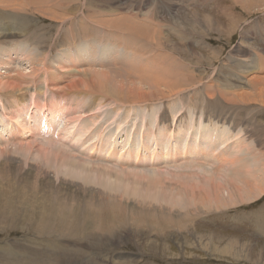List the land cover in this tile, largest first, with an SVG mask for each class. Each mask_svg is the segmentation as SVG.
<instances>
[{
  "label": "rangeland",
  "instance_id": "374dc122",
  "mask_svg": "<svg viewBox=\"0 0 264 264\" xmlns=\"http://www.w3.org/2000/svg\"><path fill=\"white\" fill-rule=\"evenodd\" d=\"M48 1L43 3L42 6H45L46 8L48 7L49 12L40 11L39 13V10L37 11V9H41L42 7L39 8L38 4L35 3V0H0V83H5L7 81L14 83L16 78L20 80L19 83H17L19 87H16L15 83L12 88H0V128L4 132L2 135L3 138L0 140H4V142H6L4 147H0L2 150H0V174H2L0 175V187L1 189L3 188L2 191H0V264H18L19 262V264H32L31 259L40 261L38 259L42 258L43 261H49V264H65L63 258L59 256L61 251L58 253L59 255H56L57 252H51L48 246L43 243V237L40 238L39 235L31 232L37 227L39 222V217H33L30 213L31 211L45 210V214L55 215L59 213L61 209H63V207L60 205V201L64 200L68 202L69 206H71L72 210L69 208V206L68 210L71 212H76L79 216V209L81 207L79 203L82 202L81 204H83V199L81 196L85 195L84 192L88 191L89 188H92L93 186L96 187V189H93L111 196L112 202L114 204H116L115 202H118V205H121L123 209L125 208L124 201L128 195L124 192L126 190L124 181L125 178L121 174V172L125 174L123 171L125 170V165L123 164L125 161L121 162L122 164L119 162V165L118 162L112 161L111 163V161H108L109 158L106 159V161H103L105 160L104 156L102 157L104 159H102L100 156L96 157L93 155L94 150L92 151V145L98 142L100 137L101 140L106 139V148L116 144L115 147H121L122 149H119V151L125 153L127 151H131L133 148L135 151L137 149L140 152L143 147L153 148V146L157 144L160 145L159 149L164 150V148L169 147L170 142L168 141V138L170 139L173 134L171 132L172 134L169 135V137L167 136L170 129L175 128L176 133L181 136L186 124L198 125L199 123H202V125L204 124V131L208 138V143H205V145L214 146L222 140H225L221 139L223 138V136H221L222 134L226 135L227 133L226 139H228L225 144L226 148L224 151H222L223 154L220 156L219 161L218 158H216L213 161L207 162L209 164V170L208 168L203 167L205 170L214 171L217 169L216 171H218L220 174L217 176H219L222 180H226V182L229 184L232 180L233 183L236 180H239V182L241 181L242 183L243 180V183L247 184V182L253 181L255 177H258L260 168H264V144H262L264 143V100L247 103L242 101V98H238L239 94L235 93H240V91L241 93H254L255 90L250 89V87L253 85L251 83L252 77L259 76L264 78V66L262 67L264 64V0H64V2L63 0H59V2L58 0H55V2L57 1L56 3L52 2L53 0ZM67 2L70 3V5ZM53 3L54 5H52ZM33 4H36L37 6ZM63 5L64 7L66 5L68 6L64 8ZM51 8L52 10L50 12ZM94 8L96 9L94 10ZM44 13L46 15H44ZM120 14H123V18H121L122 16ZM112 17H114V19ZM119 17L121 20H124V17H127L130 19V21L133 20L136 23L138 22L140 25H150L151 30L155 33L153 36H155L159 30L160 32H164V36L161 37L160 42L158 43H152V41L145 38V36H143L144 38H139L137 35H132L133 40L130 38V41H136L135 43L129 42L127 33L125 32L127 39L125 40L129 42L128 45V42L126 43L125 41V47L130 48V50L127 51L129 57L128 60L134 61L133 59H130L134 58V55H136V50H141L142 46L146 45V49H143L144 51H142L141 54L136 55L138 57V61L141 63V66H145L146 58L152 55H148V52L153 53L155 56L157 55L158 51V54H173V57H177L179 60L175 59L177 62L176 67H172L175 70L176 68L183 67L182 71L187 74L186 76L188 78L185 76V74L180 77L179 73L182 74L180 69L179 71L177 70L176 73L175 71L172 72V77H168V74L170 75L171 72L170 67H168V71L165 70L161 72L159 69L158 71L160 74L157 78L159 79L157 80L158 82L163 79L164 81L167 80V86L170 85L169 87L174 85L172 88L173 90L170 89L173 95L168 93V88L165 89L162 87L161 92L166 91L167 93L165 92V96L170 95L169 97L154 99L150 98L146 99L147 101L144 99H137L136 103L138 104H134L135 101H133L132 105L129 103L125 104L123 107H120V102L122 101L116 99V96L106 95L102 90L101 92L97 88L94 81L95 75L92 74L95 72V69L89 68L88 66H86V68L80 67L84 66V64H78L77 62V59L79 58V54L77 52L79 47H81L83 50L84 48H88L86 43H92L95 46H93L92 49L89 48V54L94 55L97 53L94 56H96V59H99V56L102 57L104 54L107 55L105 51H107L111 45H114L120 41L118 33L119 30H113L114 28H110L108 27L110 25L106 24V20L108 21L112 19L114 22L118 19V21L115 23H119ZM80 22L81 25H78L82 26L86 33H94L93 35L92 33H87L88 36L91 35L90 37L93 36V38L90 39V37L84 33L86 35L85 37H88V39L85 37H83L85 41L83 39H70L71 43H69V38L66 37H69L72 33L70 32L72 24L76 25ZM88 23L90 24L88 25ZM105 29L107 32H110V39H112L111 41L108 40L110 45L109 43L107 44V40L104 42L97 41L103 37L105 38V33L102 32V30L105 31ZM151 30H149V33L152 32ZM68 31L69 33H67ZM64 34L66 35L64 36ZM134 36L137 39L134 40ZM5 38L7 39L5 40ZM84 42H86V45H83ZM132 43L135 45H132ZM156 43L160 44L158 48L156 47ZM83 55H85V53ZM7 56L10 57V60L13 59V62H11L12 65L8 64L9 61L7 60ZM85 58L87 59V55ZM68 62L70 64H75V66H70ZM76 63L80 66H78ZM86 64L88 63L86 62ZM159 64L160 63L158 62L157 65ZM151 65L155 66V64ZM98 68L96 69L97 71H109V69H112L113 71H121L120 65L117 66V68L111 66V68L109 67L108 70ZM15 73H22L23 76L22 74L16 75ZM84 73H86L87 76H85ZM175 75H178L180 78ZM19 76H22L23 79ZM130 77L133 78V80L135 78V76ZM166 77L170 79L168 80ZM183 77L185 78L184 81ZM84 78H88V81L91 82V85L96 88V91H98L97 99L96 96H86L87 92L84 91H88L89 89H85L87 87L83 85L79 86V84L83 82ZM188 79L190 80L188 81ZM125 81L128 82V78L125 79ZM144 82L146 83V80H144ZM172 82L174 84H172ZM176 83L177 85H181V89H179L181 92L177 90L178 88H176ZM234 85L240 87L241 90L237 89L239 91L233 92V95L232 92L228 91ZM125 86L127 87L126 84ZM14 89H18V91L14 92ZM77 90L83 92V94L79 96L80 93ZM142 90L144 93L147 90V92H154L156 87H146ZM218 90L220 93H222L221 96ZM223 92L226 94L224 95ZM64 93H66L67 96L66 94L64 96ZM136 98L139 97L136 96ZM93 99L96 101L92 106V108H96L95 111L93 113L89 111L84 113L82 110L86 111L89 109L87 108L88 106L86 107V105L89 103L88 100L91 102ZM76 103L79 104V107L81 108L79 111L77 110V114L74 113L76 110ZM61 104L66 106L71 105L72 108L67 106L69 108L67 109V111H69V115L67 112L66 117L64 113L63 118L58 117V125H56V131L53 133L55 134V138L58 137V126L62 128L65 127L67 123L68 125H71L70 128L73 130H75L78 126L80 129H86L87 127L89 128V126L94 124L93 120L96 119L98 114H101L100 122L106 121L110 124L113 123L111 125L113 128L112 132L107 133L111 139H107L106 133H102L101 135V133H99V129L98 133L100 135H97L95 133L97 132L95 131L97 130V125H92L93 128L90 127L91 130L90 128H87L91 133L87 131V134L82 136L83 139L80 137L79 138L82 141L84 140L83 143L91 141V139L93 140L94 137L97 139L99 138L98 140L94 138L96 142L95 140L91 141L89 143L91 145H88L87 142L86 146L84 147L79 145L80 141L72 142L70 139H67L64 142L68 147V152L70 155L72 154L73 156L77 157V159L79 158L84 160V163H89L90 161L89 164L91 167H95H93L94 169L88 170L90 175H94V173H91L92 171L96 172L98 170V173L101 172L100 174L96 173V176L94 175L96 179L95 177L93 178L91 176L93 180L95 179V184L90 183L89 186L86 185L84 176L87 175L88 172L86 174L83 173L80 177L77 172L79 170L71 164L69 169L71 171H65V168L62 171V166L60 167L61 164L58 166V159L54 158L56 153L51 154L52 157H46L44 152V149L45 151H51L50 149L56 150L57 147H51L45 143V141H38V139L41 137L38 139L37 137L29 138V136H26V134L21 131V128L17 124L13 123L15 122L13 117L20 121V114H25V112L29 109L31 112L34 110L40 113H48V111L45 109H43L42 112L40 111L42 106L44 107V105H47L48 109H52L59 107ZM2 105H4L5 110H3ZM15 107H17V109L15 110L16 113L14 114ZM73 108L74 110H72ZM115 110H118L119 113L117 114V111ZM18 112L20 113L19 116H15ZM217 112L219 114H217ZM120 114L122 115L120 116ZM172 116H177L175 122H178V124H175V127L170 126L169 121H172ZM111 117L114 119H110ZM75 118H79L78 121ZM104 118H106V120ZM118 118H120L121 121ZM116 119H118V122ZM122 120L123 122H126L123 124ZM131 120L136 123L140 120L141 122H138L140 129L139 127L136 128L138 129L137 131L136 129H133V122ZM113 121H115V123ZM144 122L145 124L148 122V125H145ZM110 124L106 126L109 127ZM116 125H119V127H117L118 130L115 127ZM143 125H145L147 128ZM130 127L132 128L131 130H129ZM198 127H200V125H198ZM12 128L14 133L10 132V129ZM256 128H259L260 130H258L260 132ZM192 133L190 136H201L199 131L194 130ZM257 133L259 134V137H256L258 136ZM90 134L94 135L92 136ZM133 134L135 137H133ZM77 135L79 136L80 134ZM144 135L146 136L144 145H141L140 140ZM154 135L157 137L155 138ZM90 136L92 137L90 138ZM213 137L216 139V142L209 143L210 138L213 139ZM87 138H90V140ZM149 138L151 139V142L149 145L147 144L146 147V143L149 142ZM164 138L166 140H164ZM189 139L193 138L190 137ZM34 140L37 142L36 144L33 143ZM163 140L164 143L166 142L165 144L163 143ZM109 141L112 143H108ZM128 141L135 142L136 147L130 143L133 145V148L131 146V149L129 150L130 144L127 143ZM185 142H190V140L188 141L187 139ZM197 142L199 144L198 138ZM32 145L35 146L33 147ZM139 146H142V148ZM106 148L104 150L107 153ZM245 148L248 151H244ZM87 149H90L91 151L89 152ZM234 149L236 151H234ZM236 152L239 154L237 155ZM106 153L103 154L106 155ZM156 153L157 152H154L153 149L147 151L145 154L146 156L150 157L152 154L155 155ZM9 158L13 159L15 162L12 160L8 163L7 161ZM185 162L187 161H182L180 164H183L184 167H186L188 164H184ZM235 162L236 164H239V166L236 165ZM129 165L133 166V163H129ZM234 165L236 166L234 167ZM38 167H41L42 172L40 171V174L38 173ZM193 167L195 168L193 170L196 172L198 167ZM155 168L156 165L154 164V168L149 169L155 170ZM112 170L116 175L119 171H121L119 172V175H122L123 177L114 175ZM138 170V168H134L133 172H130L129 170L127 171H129L128 173L141 174L142 171ZM230 171H232V173ZM67 173H69V175H67ZM102 173L104 176H106H102ZM108 173H110V175ZM193 173L189 174L188 172V175H183V173L181 174L180 172L178 173L180 176H182L180 179L178 178V174L169 176L168 179L170 178L169 181L171 183H163L162 187L166 191H172L174 189V185L177 184L175 186H179L182 191H186L189 187H191V181L185 182L188 180L186 176H190ZM77 176L81 180L78 179ZM118 176L120 178H118ZM1 177L2 179L4 178V181L1 180ZM75 177L77 179H75ZM97 177L100 179H97ZM237 177L240 179H237ZM161 179L162 181H165V178ZM201 179L203 180V177ZM195 181L196 180L193 179L192 184L195 183ZM204 181H206L205 178ZM96 182H98V185ZM7 183H11L15 190L12 188V186H10L11 190H7ZM104 183H106L107 186L104 185ZM183 183L185 185L181 186ZM188 183L189 187L186 186ZM102 184L107 188L103 189L104 186ZM108 186L111 188L109 189L111 191L108 190ZM231 186L233 187L234 185L231 184ZM112 188H114L113 191ZM3 190L5 192H3ZM7 193H10L12 196L8 195ZM110 193H112V195H110ZM113 195L118 201L113 198ZM76 196L78 197L76 198ZM259 196L258 198H255L249 202L244 201L243 203L240 201V205L231 204L228 208L210 210L203 216L200 215L194 219L191 218L192 221L187 222L188 224H184L185 226L183 225L184 227H181L179 230L178 228H173L175 226L174 224L172 227L171 225L168 226L171 228L167 227L168 232L165 238H150L151 242H156L157 240L159 242L158 244H165L167 249L165 253L154 252L151 249L149 251L148 248H143L142 244H144V237L135 236L132 232L131 234L126 233L127 231H125V228L127 226L125 227L124 221L122 223L124 227L122 225H115L116 236L114 238L111 240H104V243L109 246V251L104 249L103 246L105 244L99 245L103 249H100L101 247L99 246H94V250L86 249L87 246L85 245V247L82 248V250H85L83 251V257L81 256V253L78 254L80 257L78 256V261L75 259L76 261L74 260V262H77L76 264H91V261H97L103 264L102 261L104 260L105 264H108V262L111 264L112 260L113 264H264V231L260 229L261 226L259 227V222L257 219V217L260 215H263L264 217V192ZM131 199L132 203L136 205L138 204L136 197H131ZM120 200L121 202L119 203ZM49 205L52 206L50 207ZM56 205L58 207H56ZM91 205L92 207H89L93 209L95 204ZM131 206L132 204L130 203V200H128L126 202V207L129 209ZM5 207L8 211L5 209ZM180 208V210H182L184 206L183 208L182 206ZM128 209H125L124 212L126 213L127 211L126 214L129 216V218L131 216L134 217L132 212L130 215ZM126 214L125 216H127ZM30 216H32V219ZM128 216L126 221L134 224L132 221L133 217L129 219ZM110 218L112 217L110 216ZM98 221L102 222L103 220L98 219ZM105 222H107V220L103 221V223ZM128 228L131 229L132 227ZM128 228L127 230H129ZM180 230L183 231L179 232ZM146 242L147 240H145V243ZM64 243L68 245L66 241ZM210 244L214 245L215 249L223 252V254L221 255L212 253L210 251L212 247ZM207 245H209V247H207ZM204 247H206V249H203ZM73 248L74 247H70V249ZM78 248L80 249V247ZM2 249H4V251H2ZM249 250L251 252L248 255ZM38 252H40V254ZM8 253H11L12 255ZM85 253L88 254L86 255ZM105 253L108 254V256H106ZM46 254L47 256L50 255V257H47ZM105 256L106 258H103ZM53 259H56V262L53 263ZM59 259L63 262H59ZM79 260L81 262H79Z\"/></svg>",
  "mask_w": 264,
  "mask_h": 264
},
{
  "label": "bare ground",
  "instance_id": "6f19581e",
  "mask_svg": "<svg viewBox=\"0 0 264 264\" xmlns=\"http://www.w3.org/2000/svg\"><path fill=\"white\" fill-rule=\"evenodd\" d=\"M48 0H35V3L38 4V7L41 8V9H37V11L40 13V11L42 12H49V8L45 7V6H42L43 3L47 2ZM249 1V0H248ZM3 2V1H2ZM16 2V1H15ZM49 2V1H48ZM52 2H55V0H53ZM57 2V1H56ZM55 2V3H56ZM59 2V0H58ZM64 2V0H63ZM32 3V2H30ZM29 3V4H30ZM41 5H40V4ZM68 3V2H67ZM66 3V4H67ZM70 5V3H68ZM31 5V4H30ZM33 5H36V4H33ZM54 5V3L52 4ZM10 6H11V3H10ZM20 6V5H19ZM37 6V5H36ZM68 6V5H66ZM66 6L63 7L66 8ZM84 6V5H83ZM52 7H55V6H52ZM76 7V6H74ZM87 7V6H86ZM57 8V7H56ZM73 8V7H72ZM92 8V7H91ZM33 9V8H32ZM75 9V8H74ZM83 9V8H82ZM96 8H94L95 10ZM34 10V9H33ZM52 8L50 9V12H51ZM55 10V9H54ZM67 10V9H66ZM65 10V11H66ZM93 10V9H92ZM93 10V11H94ZM75 11V10H73ZM54 12V11H53ZM68 12V11H67ZM122 13V12H121ZM4 14V13H3ZM42 14V13H41ZM44 15H46L44 13ZM53 15V14H51ZM71 15V14H70ZM121 15V14H120ZM119 15V16H120ZM123 15V14H122ZM121 15V16H122ZM7 16V15H6ZM69 16V15H68ZM105 16V15H104ZM116 16V15H115ZM60 17V16H59ZM65 17V16H64ZM63 17V18H64ZM118 17V16H117ZM58 18V16H57ZM61 18V17H60ZM70 18V17H69ZM89 18V17H88ZM87 18V19H88ZM103 18V17H102ZM114 19V17H112ZM123 18V16L121 17ZM121 18L119 17V23H115L116 21H118V19L114 22L113 19L112 20H106V24H109L110 28H114L113 30H119L118 33H119V38H120V41L117 42L116 44L114 45H111L110 48L105 51L107 53V55H102V57L99 56V59H96V54L94 55H90V49H92L93 45L92 43H86L84 42L83 45L85 44L88 48H84L83 50L81 49V47H79L78 49V54H79V58L77 59V62L78 64H84V66H80V67H84L86 68V66H88L89 68H93L95 69V72H93L92 74L95 75V84L97 86V88L101 91H103L106 95H113V96H116L118 100L122 101L120 102V107H123L125 106V104H129L131 103V105L133 104L132 102H134V104L136 103L137 99L141 100V99H144L145 101H147L146 99H154V98H167L169 97L170 95H166L165 96V92H161V88L164 87L165 89L168 88L169 91L168 93L172 94L170 89L173 90V86L172 87H169L170 85L167 86L168 82L167 80L164 81L163 80H160L159 82L157 80L158 77H159V69L160 71H165L168 69V67H170V75L168 74V77L171 76V73L175 71V73L177 72V70L179 71V69L182 71L183 70V67L182 68H176V70L173 68V67H176V60H179L177 57H173V54H170V55H167V54H163V53H159L158 54V51H157V55L155 56L153 53H149L148 52V55L152 54L151 56H149L148 58H146V63H145V66H141V63L138 61V57L136 56L137 54H141L142 51H144L143 49H146V45H143L141 50H136V53L135 52H132V53H135L136 55H134V58H131L130 60H134V61H129L128 60V53L127 51L130 50V48H126L125 47V41L127 40L126 39V34L125 32L127 33V38H128V41L129 42H133L135 43L136 41H130V38L132 39V35H137V37H143L145 36V38H147L148 40H151L152 43L153 42H160V39L163 35V31L160 32H157L155 36H153L155 33L151 30L150 28V25L146 26L147 24H138V22H134L133 20L130 21V19H128L127 17L125 18L124 17V20L122 21ZM68 19V18H66ZM65 21V20H64ZM67 21V20H66ZM77 22V21H76ZM79 22V21H78ZM96 22V21H95ZM72 23V22H71ZM81 25V22L80 23H77L76 25L75 24H72V28L70 30V32H72L70 34L69 37H66V38H69V43L70 42V39L71 40H82L83 37H85L87 35V33L85 32V29H83L82 26H79ZM90 23H88L89 25ZM93 24V23H92ZM96 24V23H95ZM75 25V26H74ZM87 25V26H88ZM101 25V24H100ZM91 26V25H90ZM93 26V25H92ZM95 26V25H94ZM106 26V25H105ZM154 26V25H153ZM152 27V26H151ZM106 28V27H105ZM89 29V28H87ZM102 29V28H101ZM154 29V28H153ZM69 30V29H68ZM104 30V29H103ZM103 33H105V38H99L100 40H97L99 42H104V41H108V40H112L110 39V32H107V30L105 29V31H103ZM151 30L152 34L149 33ZM89 31V30H88ZM95 31V29H94ZM155 31V29H154ZM158 31V30H157ZM101 32V33H102ZM10 33V32H9ZM69 33V31L67 32ZM86 33V35L84 34ZM89 33H92V32H89ZM88 33V34H89ZM94 33H92L93 35ZM100 34V33H99ZM66 34H64L65 36ZM69 35V34H68ZM139 35V36H138ZM88 36V35H87ZM91 35H89L88 37H90ZM88 37H85L86 39H88ZM98 37V36H97ZM135 37V36H134ZM93 38L90 37V39ZM112 38V37H111ZM144 38V37H143ZM7 38H5L6 40ZM126 39V40H125ZM137 39L136 37L134 38V40ZM10 40V39H9ZM76 40V41H77ZM85 41V39H83ZM96 40V39H94ZM133 40V39H132ZM140 40V39H138ZM3 41V40H2ZM89 41V40H88ZM126 41V43L128 42ZM145 41V40H144ZM5 42V41H4ZM80 42V41H79ZM83 42V41H82ZM93 42V41H92ZM98 42V44H99ZM129 42H128V45H129ZM140 42V41H139ZM143 42V41H141ZM3 43V42H2ZM109 43V41L107 42V44ZM132 45H135L133 44ZM147 43V42H146ZM156 43V47L158 48L160 44H157ZM78 44H81V43H78ZM102 44V43H101ZM131 44V43H130ZM138 44V43H137ZM140 44V43H139ZM145 44V43H144ZM68 45V44H67ZM103 45V44H102ZM110 45V43H109ZM127 45V44H126ZM154 45V44H153ZM100 46V44H99ZM149 46V44H148ZM130 47V46H129ZM122 48V49H121ZM135 48V47H134ZM137 48V47H136ZM75 49V48H74ZM98 49V48H97ZM101 49V48H100ZM126 49V50H125ZM156 49V48H154ZM161 49V48H160ZM72 50V49H70ZM94 50V49H93ZM132 51V50H131ZM129 51V52H131ZM152 51V50H151ZM150 51V52H151ZM2 52V51H1ZM75 52V51H74ZM98 52V51H97ZM85 53V55H83ZM6 54V53H5ZM87 55V59L85 58V56ZM9 56V55H8ZM7 56V60L9 61V65L11 64V62H13V59L10 60V57ZM29 58V57H28ZM22 59V58H21ZM141 59V58H140ZM20 60V59H19ZM23 60V59H22ZM76 61V60H74ZM100 61V62H99ZM34 62V60H33ZM38 62V61H37ZM86 62L88 64H86ZM160 63L159 65H157V63ZM69 63V62H68ZM151 64H155L154 65H151ZM12 65V64H11ZM33 65V64H32ZM36 65V64H34ZM70 66H75V64L73 63H69ZM120 65V69L121 71H113L112 69H109V71H97L96 69L98 67V69H105V70H108V68L111 66H114L117 68V66ZM136 66V67H135ZM173 66V67H172ZM264 66V64L262 65V67ZM18 68V67H17ZM24 68V67H23ZM168 71V70H167ZM166 71V72H167ZM185 71V70H184ZM79 72V71H78ZM86 72V71H85ZM99 72V73H98ZM88 73V72H87ZM16 74V73H15ZM22 73H17L16 75H20ZM77 74V72H76ZM85 76H87L86 73H84ZM183 74H185L183 71H182V74L179 73L180 77L183 76ZM90 75V74H89ZM187 74H185L186 76ZM23 76V74H22ZM22 76H19V77H22ZM130 76L134 77V80L133 78H131ZM147 76V77H146ZM175 76H178V75H175ZM184 76V77H185ZM189 76V75H188ZM11 77V75H10ZM14 77V76H13ZM16 77V76H15ZM68 77V76H67ZM130 77V79H129ZM172 77V76H171ZM179 77V76H178ZM179 77V78H180ZM183 77V81H184V78ZM187 77V76H186ZM128 78V82L125 81V79ZM147 78V79H146ZM167 78V77H166ZM188 78V77H187ZM23 79V77H22ZM141 81H139V80ZM168 79V78H167ZM170 79V78H169ZM168 79V80H169ZM176 79V77H175ZM136 80V81H135ZM138 80V81H137ZM144 80H146V84L144 82ZM190 79H188L189 81ZM20 80H18L17 78L15 79L14 83L11 82V81H7L5 83L1 82L0 83V88H12V86H14V84L16 83V87H19L17 85V83H19ZM150 83H148V82ZM182 81V79H181ZM182 81V82H183ZM41 82V81H40ZM180 82V81H179ZM82 83V84H81ZM79 84V86H85L87 88L85 89H89L88 91H84V92H87L86 93V96L87 95H91L92 97H95L96 96V99H97V96H98V91H96L95 87H93L91 85V82L88 81V78H84L83 82H81ZM92 83L94 84V82L92 81ZM171 83V82H170ZM251 83L253 84L250 89H253L255 90L254 93H240L237 92L240 89V87L238 86H233L230 88V90L228 92H237L235 94H239L238 95V98L240 97V99L242 98V101H245L247 103H251V102H258V101H262L264 100V78L262 77H252V81ZM125 84L127 85V87L125 86ZM150 84V85H149ZM172 84H174L172 82ZM183 84V83H182ZM192 84V83H191ZM91 85V86H90ZM123 85V86H122ZM118 86H121V87H118ZM152 88V87H156V90L154 92L150 91V92H145L142 90V89H145V88ZM181 85H177L176 83V88H178L177 90L181 89L180 88ZM68 88V87H67ZM126 88V89H125ZM239 89V90H237ZM72 90V89H71ZM151 90V89H150ZM175 90V89H174ZM252 90V92H253ZM5 91V89H4ZM14 92L15 91H18V89H14L13 90ZM39 91V90H37ZM79 91V90H77ZM101 91V92H102ZM66 92V91H65ZM175 92V91H174ZM178 92V91H177ZM179 92H181L179 90ZM218 92L220 93V91L218 90ZM67 93V92H66ZM64 93V96L65 94ZM78 93V92H77ZM79 96H81L83 94V92L79 91ZM167 93V92H166ZM224 93V92H223ZM19 94V93H18ZM104 94V95H105ZM178 94V93H177ZM226 93H224L225 95ZM231 94V93H229ZM1 95V94H0ZM14 95V94H12ZM173 95V94H172ZM171 95V96H172ZM222 95V93H220V96ZM234 95V94H233ZM67 96V94H66ZM135 96V97H133ZM139 97V98H136ZM209 96V95H208ZM14 97V96H13ZM19 98V97H18ZM65 98V97H64ZM109 98V96H108ZM107 98V99H108ZM112 98V97H111ZM136 98V99H135ZM212 98V97H211ZM224 98V97H223ZM78 99V97H77ZM81 99V98H80ZM86 99V98H85ZM95 99V98H94ZM92 100L89 103L88 105H86L87 108H89L88 110H82L84 113H86L87 111L89 112H94L95 109L92 108V106L95 104V100ZM208 99V98H207ZM220 99V98H219ZM226 99V98H225ZM161 100V99H160ZM125 101V102H124ZM149 101V100H148ZM33 102V101H31ZM141 102V101H140ZM197 102V101H196ZM4 103V102H3ZM9 103V101H8ZM35 103V101H34ZM142 103V102H141ZM138 104V103H136ZM167 104V103H166ZM244 104V103H243ZM14 105V103H13ZM43 105V103H42ZM74 105V104H73ZM72 105V106H73ZM213 105V104H211ZM215 105V104H214ZM3 107V110H5V107L4 105H2ZM19 106V105H18ZM68 106V105H67ZM66 105L64 104H61L59 107H55V108H47V105H44V107L42 106V108L40 109V111L42 112L43 109L47 110L48 113H45V112H36V111H30V109L28 111H24V115L20 114L19 112L15 115V116H19V114L21 115L20 117V121H18L17 119H15L13 117V120L15 122H13L14 124H17L20 128H21V131L24 132V134H26V136H29L30 137H37L38 141H45V143H47L48 145H50L51 147H57L56 150L55 149H50L51 151H45L44 149V152H45V156L46 157H49L51 156V154L53 153H56V156L54 158L58 159V166L59 164L60 167L62 166V171L64 170L65 168V171L69 170L70 169V164L72 166H75L79 171L78 172V175L81 177V175L83 173H87V175H83L84 178H85V183L86 185L89 186L90 183H93L95 184V179H96V173L97 174H100L101 172L98 173V170L96 172L92 171L91 173H94V175H90L89 173V169H94L95 167L92 166L89 164V163H84L85 161L84 160H81V159H77V157L73 156L72 154L70 155V153L68 152V147L67 145L64 143L67 139H70L72 142H79V145H82V147L86 146L87 142H88V145H91L89 144L91 141H94L96 137L93 138V140L91 139V141H87L85 143H83V141L80 139L82 138V136L86 135L87 134V131L90 132L92 125H97V132H95L97 135L99 133H110L112 132L113 128L111 127V125L113 124H110L109 122H106V121H103V122H100V115L98 114L95 115L97 116L95 120H93L94 124H90L91 126H89L90 130H87L86 129H80L79 126L73 130L72 128H70V124L68 125L66 123V126L65 127H62L60 128L59 127V130H58V133H57V138L54 137L55 134H53L55 131H56V125L57 124V119L58 117L59 118H63V113L66 117V114L68 112V115H69V111H67V109H69L71 107V105H69L67 107ZM84 107V106H83ZM72 108V107H71ZM17 107H15L14 109V114L16 113V110ZM75 112H77V110L79 111V109H81L79 107V104H75ZM85 109V108H84ZM19 110V109H18ZM74 110V108L72 109ZM137 110V109H136ZM135 110V111H136ZM218 110V109H217ZM233 110V109H232ZM98 111H99V108H98ZM97 111V112H98ZM111 111V110H110ZM117 111V114L119 113L118 110H115ZM134 111V112H135ZM152 111V110H151ZM3 112V111H2ZM139 112V111H138ZM157 112V111H156ZM116 113V112H115ZM136 113V112H135ZM77 114V113H76ZM79 114V113H78ZM90 114V113H89ZM116 114V116H117ZM123 114V113H122ZM120 114V116L122 115ZM157 114V113H155ZM211 114V113H210ZM217 114H219L217 112ZM67 115V116H68ZM81 115V114H80ZM114 115V114H113ZM125 115V113H124ZM123 115V116H124ZM139 115V113H138ZM29 116V117H28ZM136 116V115H135ZM140 116V115H139ZM86 117V116H85ZM128 117V116H126ZM130 117V116H129ZM143 117V116H142ZM149 117V116H148ZM165 117V116H164ZM176 117L177 116H172V121H169L170 122V126H173L175 127L174 125L178 124V122H175L176 120ZM69 119V118H68ZM77 121L79 118H75ZM106 120V118H104ZM108 119V118H107ZM110 119H114L113 117H111ZM120 120V118H118ZM118 119L117 122H118ZM122 119V118H121ZM126 119V118H124ZM145 119V118H143ZM59 120V119H58ZM141 120V119H140ZM139 120V121H140ZM156 120V119H155ZM121 121V120H120ZM132 121V120H131ZM130 122L132 123V128L133 129H136L137 127H139L140 125H138V122ZM194 121V120H193ZM76 122V121H75ZM111 122V121H110ZM115 123V121H113ZM123 122V120H122ZM126 122V121H125ZM123 122V124L125 123ZM141 122V121H140ZM148 123V122H147ZM146 123V124H147ZM152 123V121H151ZM150 123V124H151ZM192 123V122H191ZM86 124V123H85ZM109 125V127H107ZM117 124V123H116ZM122 124V125H123ZM141 124V123H140ZM145 124V122H144ZM145 124V125H146ZM73 125V124H72ZM77 125V124H76ZM107 125V126H106ZM115 125V124H114ZM143 125V126H145ZM148 125V124H147ZM159 125V124H158ZM198 125H200V127H198ZM189 124L184 127V131H183V134L181 136H179L176 131H175V128L174 129H170L169 133L167 134V136L169 137V135H171L172 133V137L169 139L168 138V141L170 142L169 144V147L168 148H164L163 149H159L160 145L157 144V145H154L153 148H149L147 147V144L149 145L150 142H151V137L149 138V142L146 143V147H143L142 146L140 148H142L140 150V152L136 149L133 148V145L135 146V142L133 141H128L127 143H131L133 145L130 144V148L129 150L131 149V146L132 149L131 151H127L126 153L125 152H122V151H119V149H122L121 147L117 148V146L115 147L114 146H109L106 148V145L105 143H107L104 139L101 140V137H100V140H98L96 138V140H98V142H96L95 140V144L92 145V151L94 152L93 155H95L96 157L100 156L101 158L104 156L105 157V160L103 161H106V159L109 158L108 161H115V162H123L125 161V163L123 162V164L125 165V170H129L130 172L132 171L133 172V169L134 168H138L139 170L138 171H142L141 174H136V173H128L129 171H125V174H123L121 171V174L124 176L125 178V188L126 190L124 191L125 194H127L128 196L125 198V208L123 209V207L121 205H118V202H115L116 204H114L112 202V197L107 195V194H104L100 191H97L95 190L96 187H92V188H89L88 191L84 192L85 195L81 196V198L83 199V204L79 203L81 205L80 209H79V216L76 212H71L69 211L68 209L70 208L71 209V206L68 205V202L67 201H60V205L63 207V209H61V211L55 215H50V214H45V210H41V211H31V215L33 217H39V222L37 224V227L31 231V232H34L36 233L37 235H39V237H43V240L45 243L46 246H48L49 250H51V252H57L56 255L58 254L60 257L63 258L64 260V263L65 264H76L74 262L75 259H77V257L80 255L81 253V256L84 255V252L85 250H82L83 247H85V245L87 246L86 249L88 250H94L93 247L94 246H99V245H103L105 244L104 243V240H111L112 238H114L116 236V232H115V229H116V226H119V225H122V223L125 221V231H127L126 233H129L131 234L134 233L135 236H143L144 237V244H142V247L143 248H148L149 251L150 249L154 252H161V253H165L166 252V245L165 244H158L159 242L156 240V242H151L150 241V238H165L167 232H168V229L167 227L171 225L174 226L173 228L174 229H177L178 230L181 228V227H184L187 222L189 221H192V219H194L195 217H198V216H203L205 213H207L208 211L210 210H220L221 208H228L230 207L231 204L233 205H240V201H242L244 203L245 202H249L255 198H258L259 195H261L263 192H264V168L261 169L260 168V172L258 174V177H255L253 179V181H249L247 182V184L243 183V180H242V183L241 181L239 182V180H236L234 181L233 183V180L231 181V183H227L226 180H222L220 179L219 176L217 175H220L218 173V171L214 170V171H208L209 168H208V163L207 162H210V161H213L214 159L218 158V161L220 159V156L223 154L222 151L225 150L226 146V141L228 139H226V135L225 134H222L221 136H223V138L221 139H225V140H222L221 142H219L218 144L216 145H211V146H207L205 145V143L207 144L208 143V138H207V135L204 131V124L202 125V123H199V124ZM10 126V125H9ZM75 126V125H74ZM73 126V127H74ZM130 126V125H129ZM153 126V125H152ZM114 127V126H113ZM116 129L118 130L117 127H119V125L115 126ZM126 127H127V124H126ZM146 127V126H145ZM192 127V128H191ZM104 128V129H103ZM131 127L129 128V130L132 129ZM147 128V127H146ZM146 128H143V129H146ZM152 128V127H151ZM196 128V129H195ZM199 128V129H197ZM98 129H99V133H98ZM125 129V128H123ZM140 129V127H139ZM149 129V127H148ZM257 129V128H256ZM259 129V128H258ZM257 129V130H258ZM69 130V131H68ZM93 130V132H94ZM138 129H136L137 131ZM165 130V129H164ZM194 130L196 131H199L201 133V136H190V134L192 132H194ZM220 130V129H219ZM260 130V129H259ZM258 130V131H259ZM105 131V132H104ZM115 131V130H114ZM133 131V130H132ZM140 131V130H139ZM163 131V130H162ZM168 131V130H167ZM10 132L11 133H14L13 131V128L10 129ZM116 132V131H115ZM151 132H152V129H151ZM172 132V133H171ZM210 132V131H209ZM216 132V131H214ZM218 132V131H217ZM260 132V131H259ZM3 130L0 128V139L3 138ZM91 133V132H90ZM94 133V134H95ZM198 133V132H197ZM252 133V132H251ZM77 134H80L79 136ZM93 134V135H94ZM126 134V133H125ZM145 134V133H144ZM152 134V133H151ZM193 134V133H192ZM211 134V133H210ZM256 134V133H255ZM264 134V133H263ZM92 135V134H90ZM92 135V136H93ZM100 135V134H99ZM143 135V134H142ZM146 135V134H145ZM143 136L142 139L140 140V143L141 145H144V141H145V138L146 136ZM165 135V134H164ZM258 136L256 137H259V134L257 133ZM262 135V134H261ZM23 136V135H22ZM90 136V138L92 137ZM96 136V135H95ZM106 136V135H105ZM155 136V135H154ZM166 136V135H165ZM166 136V137H167ZM77 137V138H76ZM80 137V138H79ZM98 137V136H97ZM133 137H135V135L133 134ZM157 136H155L156 138ZM190 137H192L193 139H189ZM198 138V141H199V144L197 142V138ZM90 138L88 140H90ZM111 137H109V135L107 134V139ZM148 138V137H147ZM153 138V137H152ZM83 139V138H82ZM159 139V138H158ZM190 140V142H185V140L187 141ZM259 139V138H258ZM161 140V139H160ZM164 140H166L164 138ZM164 140H163V143H164ZM219 141V140H218ZM155 142V141H153ZM159 142V141H157ZM215 143L216 142V139H213L210 138L209 140V143ZM34 144H36L37 142H33ZM60 143V144H59ZM110 143V141L108 142ZM112 143V142H111ZM110 143V144H111ZM138 143V144H140ZM166 143V142H165ZM164 143V144H165ZM168 143V142H167ZM6 144V142H4V140H0V147H4ZM42 144V143H40ZM57 144V145H56ZM78 144V143H77ZM137 144V145H138ZM264 144V143H262ZM42 145H45V144H42ZM108 145V144H107ZM261 145V144H260ZM31 146V145H30ZM33 146V145H32ZM35 146V145H34ZM33 146V147H34ZM168 146V145H167ZM166 146V147H167ZM238 146V145H237ZM262 146V145H261ZM264 146V145H263ZM91 147V146H90ZM89 147V148H90ZM126 147V146H125ZM124 147V148H125ZM136 147V146H135ZM165 147V146H164ZM240 147V146H239ZM242 147V146H241ZM87 148V147H86ZM107 149V153L104 149ZM128 148V147H127ZM243 148V147H242ZM264 148V147H263ZM48 149V150H49ZM61 149V150H60ZM154 149V152H157L155 155L152 154V156H146V152L149 151V150H153ZM1 150V148H0ZM60 153H59V151ZM89 152L91 151L90 149H87ZM238 150V149H237ZM2 151V150H1ZM105 151V152H103ZM234 151H236L234 149ZM241 151V150H240ZM244 151H248L246 150V148L244 149ZM251 151V150H250ZM58 152V153H57ZM106 155H104L103 153ZM238 152V151H237ZM236 152V153H237ZM234 153V152H233ZM232 153V154H233ZM1 154V152H0ZM88 154V153H87ZM217 156H216V155ZM230 154V153H229ZM239 153H237L238 155ZM242 154V153H241ZM38 155V154H37ZM216 156V157H215ZM34 157V156H33ZM52 157V156H51ZM50 157V158H51ZM235 157V156H234ZM240 157V156H239ZM247 157V156H246ZM250 157V156H249ZM100 158V159H101ZM223 158V157H221ZM238 158V157H237ZM104 159V158H102ZM224 159H225V156H224ZM230 159V158H229ZM246 159V158H245ZM13 159L9 158L8 159V163L10 161H12ZM98 160V159H97ZM227 160V159H226ZM14 161V160H13ZM99 161V160H98ZM101 161V162H103ZM182 161H187L185 162L184 164H188V166L186 165V167H184V165L180 164L182 163ZM234 161V160H233ZM237 161V160H236ZM15 162V161H14ZM96 162V161H95ZM114 162V164H115ZM264 162V161H263ZM262 162V163H263ZM98 163V162H97ZM109 163V162H108ZM129 163H133V166L132 165H129ZM152 163V164H151ZM113 164V166H114ZM122 164V163H121ZM128 164V165H127ZM138 164V165H136ZM154 164L156 165V168L155 170H151L152 168H154ZM236 164V162H235ZM246 164V163H245ZM28 165V164H27ZM30 165V164H29ZM106 165V164H105ZM120 165V164H119ZM123 165V166H124ZM231 165V164H230ZM239 166V164H236ZM234 165V167L236 166ZM100 166V165H99ZM150 166V167H149ZM193 166H196L198 167L196 169V172L193 170L195 169ZM245 166V165H244ZM35 167V166H34ZM33 167V169H34ZM94 167V168H93ZM121 167V166H119ZM203 167H206L208 168V170H205ZM233 167V166H232ZM248 167V166H247ZM252 167V165H251ZM260 167V166H259ZM263 167V166H262ZM39 168V167H38ZM105 168V167H104ZM151 168V169H149ZM172 168V169H171ZM227 168V167H226ZM250 168V167H249ZM58 169V168H57ZM98 169V168H97ZM107 169V168H106ZM109 169V168H108ZM221 169V168H220ZM20 170V169H19ZM52 170V169H51ZM56 170V169H55ZM102 170V169H101ZM111 170V168H110ZM117 170V169H116ZM115 170V171H116ZM119 170V169H118ZM121 170V169H120ZM190 170V171H188ZM40 171H41V167L39 168L38 170V173L40 174ZM71 171V170H69ZM91 171V170H90ZM104 171V170H103ZM113 171V170H112ZM144 171V172H143ZM225 171V170H224ZM233 171V170H232ZM232 171H230L232 173ZM244 171V170H243ZM34 172V171H33ZM42 172V171H41ZM110 172V171H109ZM118 172L117 175H119L120 173ZM152 172V173H151ZM181 174L183 173V175H188V172L189 174L193 173L192 175L190 176H186L187 177V181L185 182H190L191 181V187H189V183L186 185L188 186V190L186 191H182L181 188L179 186H175L177 184L174 185V189L172 191H166L164 190V188L162 187V184L163 183H168L170 184L171 182L169 181L168 177L169 176H172V175H177L178 173ZM112 173L115 174V172L113 171ZM242 173V172H241ZM8 174V173H7ZM45 174V172H44ZM75 174V173H74ZM103 174V173H102ZM101 174V175H102ZM107 174V173H106ZM110 175V173H108ZM154 174V175H153ZM2 175V174H0ZM4 175V174H3ZM18 175V174H17ZM67 175H69V173H67ZM108 175V176H109ZM116 175V176H117ZM122 175H119V176H122ZM178 178L180 179L182 176H180V174H178ZM6 176V175H5ZM37 176V175H36ZM95 177V179L93 180V178ZM104 176V174L102 175ZM101 176V177H102ZM106 176V175H105ZM104 176V177H105ZM118 176V178H120ZM122 176V177H123ZM201 176V177H199ZM238 176V175H237ZM255 176V175H254ZM4 177V176H3ZM21 177V176H20ZM50 177V176H49ZM100 177V176H99ZM99 177H97V179H100ZM113 177V176H112ZM184 177V176H183ZM185 177V179H186ZM203 177V180L201 179ZM209 177V178H208ZM219 177V178H218ZM235 177V176H234ZM247 177V176H246ZM33 178V177H32ZM31 178V180H32ZM39 178V177H38ZM78 179H80L78 176H77ZM75 177V179H77ZM116 178V177H114ZM123 178V179H124ZM132 178V179H131ZM161 178H165V181H162ZM204 178L206 179V181H204ZM232 178V177H231ZM4 179V178H3ZM1 177V180L4 181ZM12 179V178H11ZM30 179V178H29ZM113 179V178H111ZM196 180L195 183L192 184V180ZM229 179V178H228ZM237 179H240L239 177H237ZM249 179V178H247ZM59 180V179H58ZM61 180V179H60ZM81 180V179H80ZM115 180V179H114ZM231 180V179H229ZM252 180V179H251ZM15 181V180H14ZM88 181V182H87ZM91 181V182H90ZM101 181V180H99ZM172 181V179H171ZM11 182V181H10ZM83 182V181H82ZM107 182V181H105ZM113 182V181H112ZM115 182V181H114ZM229 182V181H228ZM245 182V181H244ZM5 183V182H4ZM60 183V182H59ZM98 182H96L97 184ZM103 183V182H102ZM110 183V181H109ZM116 183V182H115ZM115 183H114V186H115ZM175 183V181H174ZM231 184H233L234 186L232 187ZM27 185V184H26ZM98 185V184H97ZM103 185V184H102ZM104 185H106V183H104ZM103 185V186H104ZM117 185V184H116ZM150 185V186H149ZM182 185H185L184 183L181 184ZM2 186V184H1ZM7 190L10 189V186H12L13 188V185L11 183H7ZM19 186V185H18ZM107 186V185H106ZM147 186V187H146ZM5 187V186H4ZM36 187V186H35ZM34 187V188H35ZM101 187V186H100ZM111 187V185H110ZM113 187V185H112ZM95 188V189H93ZM104 188H107V187H103ZM146 188V189H145ZM3 189V188H2ZM1 187H0V191H2ZM14 189V188H13ZM17 189V188H16ZM101 189V190H103ZM111 189L109 188L108 186V190ZM114 188H112V191H113ZM170 189V188H169ZM11 190V189H10ZM15 190V189H14ZM116 190V188H115ZM18 191V190H17ZM20 191V190H19ZM105 191V190H104ZM111 191V190H109ZM3 192H5L3 190ZM12 192V191H11ZM14 192V191H13ZM21 192V191H20ZM202 193V195H201ZM8 195H10V193H7ZM7 195V196H8ZM82 195V194H81ZM110 195H112V193H110ZM120 195V194H119ZM12 196V195H10ZM18 196V195H17ZM21 196V195H20ZM114 196V195H113ZM117 196V195H116ZM14 197V196H13ZM11 197V198H13ZM16 197V196H15ZM78 196H76L77 198ZM132 198L136 197L137 201H138V204H134L132 203ZM260 197V196H259ZM10 198V197H9ZM17 198V197H16ZM114 199L116 198L115 196L113 197ZM118 198V197H117ZM15 199V198H14ZM119 199V198H118ZM135 199V200H136ZM30 200V199H29ZM77 200V199H76ZM80 200V199H79ZM117 200V199H115ZM122 200V199H121ZM121 200L119 201V203L121 202ZM130 200V203L132 204L131 207H129V209L126 207V202ZM134 200V199H133ZM186 200H190V201H186ZM3 201V200H2ZM16 201V200H15ZM19 201V200H18ZM17 201V202H18ZM118 201V200H117ZM11 202V201H10ZM20 202V201H19ZM79 202V201H78ZM241 202V203H242ZM7 203V202H6ZM13 203V202H12ZM16 203V202H15ZM57 203V202H56ZM40 204V203H39ZM89 204V205H88ZM91 204H95V207L92 209L90 207H92ZM122 204H123V201H122ZM134 204V205H133ZM18 205V204H16ZM85 205V206H84ZM50 206V205H49ZM52 206V205H51ZM50 206V207H51ZM55 206V205H54ZM69 206V208H68ZM83 206V207H82ZM88 206V207H87ZM90 206V207H89ZM129 206V205H128ZM183 208L184 206V210H180L181 207ZM8 207V206H7ZM56 207H58L56 205ZM178 207V208H177ZM2 208V207H1ZM60 208V206H59ZM57 208V209H59ZM3 209V208H2ZM6 209V207H5ZM52 209V208H51ZM127 210L130 212V215H131V212L132 214L134 215L131 216L133 217L132 221L134 222L131 223V222H128L126 221L127 219V211L126 213L124 212V210ZM7 210V209H6ZM54 210V209H52ZM72 210V209H71ZM1 211V209H0ZM8 211V210H7ZM76 211V210H75ZM5 212V211H4ZM11 212V211H10ZM8 212V213H10ZM56 212V211H55ZM91 212V213H90ZM124 212V213H123ZM6 213V214H8ZM125 214L127 216H125ZM9 215V214H8ZM15 216V215H14ZM30 216V218L32 217ZM110 216L112 218H110ZM131 217L128 218L131 219ZM10 218V216H9ZM192 218V219H191ZM26 219V218H25ZM32 219V218H31ZM96 219V220H95ZM98 219L100 220H107V222L103 223L98 221ZM258 219V222H259V227L262 231H264V217L263 215L261 216H258L257 217ZM8 220V219H7ZM28 220V219H27ZM130 221V220H129ZM80 222V223H78ZM174 224V225H173ZM188 224V223H187ZM116 225V226H115ZM184 225V226H183ZM11 226V225H9ZM123 226V225H122ZM144 226V227H143ZM27 227V226H26ZM33 227V225H32ZM31 227V228H32ZM124 227V226H123ZM128 227H132L131 229H129ZM147 227V228H146ZM171 227H168V228H171ZM189 227V226H187ZM127 228L130 230H127ZM185 229V228H184ZM187 229V228H186ZM183 230H180L179 232H182ZM36 235V236H37ZM114 235V236H113ZM113 236V237H112ZM204 238V237H203ZM202 239V238H201ZM145 240H147V242L145 243ZM67 242L68 245H66L64 242ZM150 241V242H149ZM208 242V241H207ZM115 243V242H114ZM211 243V242H210ZM110 244V243H109ZM212 244V243H211ZM210 244V245H211ZM202 245V244H201ZM20 246V245H19ZM45 246V247H46ZM62 246H66V247H62ZM211 252L212 253H216V254H223V252H220L218 251V249H215L214 245H211ZM44 247V246H43ZM70 247H74L73 249H70ZM80 247V249L78 248ZM101 247V246H99ZM104 249L105 250H110L109 249V246H107V244H105L104 246ZM201 247V246H200ZM207 247H209V245H207ZM47 248V247H46ZM45 248V249H46ZM47 248V249H48ZM100 249H103L102 247ZM203 249H206V247H204ZM49 250H45V251H49ZM99 250V249H98ZM97 250V251H98ZM2 251H4V249H2ZM7 251V249H6ZM43 251V250H41ZM101 251V250H100ZM104 251V250H103ZM8 252V251H7ZM10 252V251H9ZM12 252V251H11ZM88 252V251H87ZM250 250H249V253L248 255L250 254ZM15 253V251H14ZM40 254V252H38ZM43 253V252H42ZM46 253V252H44ZM49 253V252H48ZM90 253V252H89ZM93 253V252H92ZM98 253V252H97ZM96 253V254H97ZM100 253V252H99ZM8 254H11V253H8ZM52 254V253H51ZM86 254V253H85ZM88 254V253H87ZM86 254V255H87ZM106 254V253H105ZM12 255V254H11ZM49 255V254H48ZM55 255V254H54ZM91 255V254H90ZM94 255V254H93ZM36 256V255H35ZM41 256V255H39ZM43 256V255H42ZM47 256V254H46ZM53 256V255H52ZM106 256H108V254H106ZM103 257V258H106ZM246 256V255H245ZM16 257V256H15ZM47 257H50L47 256ZM57 257V256H55ZM78 257V258H79ZM83 257V256H82ZM81 257V259H82ZM40 258V257H39ZM72 258V259H71ZM260 258V257H259ZM43 259V258H42ZM42 259H38L40 261H37V260H33L31 259V263L32 264H49L48 262L46 261H43ZM19 260V259H18ZM54 260V259H53ZM56 260V259H55ZM52 261L53 263L56 262V261ZM60 260V259H59ZM109 260V258H108ZM235 260H241V259H235ZM76 261V260H75ZM78 261V259H77ZM91 261V259H90ZM16 262V261H15ZM59 262H63V261H59ZM79 262H81L79 260ZM86 262V261H85ZM103 264L104 263V260L102 261ZM106 262V261H105ZM20 263V262H19ZM18 263V264H19ZM10 264V263H9ZM29 264V263H27ZM55 264V263H54ZM58 264V263H57ZM63 264V263H62ZM86 264V263H85ZM90 264V263H89ZM91 264H102L101 262H97V261H91ZM109 264V262H108ZM111 264L112 263V260H111Z\"/></svg>",
  "mask_w": 264,
  "mask_h": 264
}]
</instances>
